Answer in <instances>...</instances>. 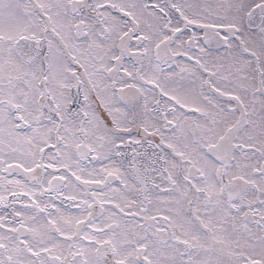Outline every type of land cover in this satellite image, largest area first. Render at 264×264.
<instances>
[{
	"label": "snow or ice",
	"instance_id": "1",
	"mask_svg": "<svg viewBox=\"0 0 264 264\" xmlns=\"http://www.w3.org/2000/svg\"><path fill=\"white\" fill-rule=\"evenodd\" d=\"M0 264H264V0H0Z\"/></svg>",
	"mask_w": 264,
	"mask_h": 264
}]
</instances>
